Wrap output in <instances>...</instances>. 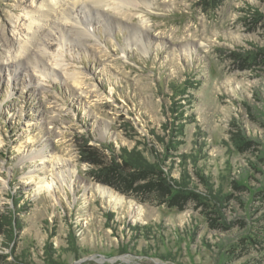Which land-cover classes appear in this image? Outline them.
<instances>
[{
	"label": "rangeland",
	"instance_id": "rangeland-1",
	"mask_svg": "<svg viewBox=\"0 0 264 264\" xmlns=\"http://www.w3.org/2000/svg\"><path fill=\"white\" fill-rule=\"evenodd\" d=\"M44 1L0 0V264H264V0Z\"/></svg>",
	"mask_w": 264,
	"mask_h": 264
},
{
	"label": "bare ground",
	"instance_id": "bare-ground-1",
	"mask_svg": "<svg viewBox=\"0 0 264 264\" xmlns=\"http://www.w3.org/2000/svg\"><path fill=\"white\" fill-rule=\"evenodd\" d=\"M58 0H47V1H44V2H42V5L40 6V11L39 12H43V15H45V14H47V12H49V10H53L54 8V6L53 5H55V3L57 2ZM92 1H96L95 3H101V2H109V1H107V0H92ZM111 1V0H110ZM113 2L111 3V5H113V6H115V9H120V7L123 5V6H128V7H130V6H134V4H135V1L136 0H112ZM139 1H145V0H139ZM86 3V2H85ZM72 6H74V4L72 5ZM44 7V9H42ZM82 8H85V5L83 4V6H82ZM38 10V9H37ZM68 15H70L69 13H68ZM71 21H73L74 23H75V27H71V29L70 30H72V29H77L78 30V32H80V33H87V32H89V33H91L92 35H94L93 33H92V30H90L89 29V26H88V24H84L83 23V21H81V20H79V21H77V20H72L71 19ZM142 22H143V24H145L146 22L145 21H143L142 20ZM83 25L85 28H83V27H81L80 25ZM89 25H91V24H89ZM27 28L29 29V30H36V29H39V26H38V20H37V18L35 17L34 19L33 18H29V22H28V24H27ZM30 42V41H29ZM29 42H25L24 44H20V53H22V55H24L25 53H26V51H27V44L29 43ZM76 83L79 85V81H76ZM38 157H40V158H42L41 159V161H42V163H43V161H45V158H43V157H41V155L40 156H38ZM30 159H33L34 158V155L32 154V155H30V157H29ZM58 164H61V163H58ZM66 175L64 174V173H62V171H60V173L59 172H56V173H54V174H51V176H50V181H47V178H46V176L45 175H43V176H41V178H40V180H39V184H38V186L36 187V191H47V193L49 194H51L53 191H54V188L56 187V184H57V182H60V183H62V184H67L66 182H67V180H66V177H65ZM69 181H71V179H69ZM98 191L102 194V195H106V197H109V199H111V200H113L114 201V196L112 195V193L109 191V190H105L104 191V189L101 187V186H99L98 187ZM116 198V197H115ZM121 200V199H120Z\"/></svg>",
	"mask_w": 264,
	"mask_h": 264
},
{
	"label": "trees",
	"instance_id": "trees-1",
	"mask_svg": "<svg viewBox=\"0 0 264 264\" xmlns=\"http://www.w3.org/2000/svg\"><path fill=\"white\" fill-rule=\"evenodd\" d=\"M103 164V162L101 163ZM102 166L98 167V172H94V176L98 178L99 181L104 182L106 184L117 186V184L107 180L104 178V175H108L109 173H105V171L101 168Z\"/></svg>",
	"mask_w": 264,
	"mask_h": 264
}]
</instances>
